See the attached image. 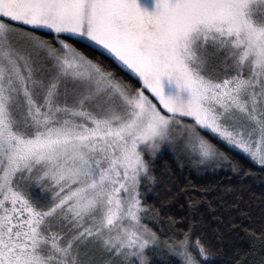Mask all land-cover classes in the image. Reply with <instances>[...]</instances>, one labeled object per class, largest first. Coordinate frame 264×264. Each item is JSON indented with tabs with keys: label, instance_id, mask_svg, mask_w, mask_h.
<instances>
[{
	"label": "snow or ice",
	"instance_id": "6c2138e0",
	"mask_svg": "<svg viewBox=\"0 0 264 264\" xmlns=\"http://www.w3.org/2000/svg\"><path fill=\"white\" fill-rule=\"evenodd\" d=\"M0 264H264V0H0Z\"/></svg>",
	"mask_w": 264,
	"mask_h": 264
},
{
	"label": "trees",
	"instance_id": "16d2710c",
	"mask_svg": "<svg viewBox=\"0 0 264 264\" xmlns=\"http://www.w3.org/2000/svg\"><path fill=\"white\" fill-rule=\"evenodd\" d=\"M87 54L92 56L93 58L99 57L101 62L104 63L106 66H110L112 69H114L118 76H121L125 78L128 81H131L133 84H136L137 81L134 77L131 76L130 73L121 70L114 61L111 60L106 54H102V50L96 48V47H90L87 49ZM223 147V146H222ZM233 155L240 160L243 164L246 166H251L255 168L257 171H259L258 167L252 163L248 158L245 156L238 154L236 152H233ZM157 169L161 170L165 167L171 168L174 172H176L178 178L181 180V182L184 180V178H191L194 179L196 182H207L208 180H214L219 179L223 176V173H218L216 175L212 174H205L204 176H197L194 171H189L187 168L184 170H179L177 168V164L175 159L173 158L172 153L169 151V148L164 145L160 153L158 154V158L156 160ZM254 188L259 192V186L258 184H254Z\"/></svg>",
	"mask_w": 264,
	"mask_h": 264
},
{
	"label": "clouds",
	"instance_id": "9594fccd",
	"mask_svg": "<svg viewBox=\"0 0 264 264\" xmlns=\"http://www.w3.org/2000/svg\"><path fill=\"white\" fill-rule=\"evenodd\" d=\"M108 121L116 122L121 125L125 123L124 117L116 111H112L107 116ZM135 131L139 133V146L147 155L155 158L158 156L164 147V140L166 130L161 128L158 124H153L151 127L145 118H139L136 121Z\"/></svg>",
	"mask_w": 264,
	"mask_h": 264
},
{
	"label": "rangeland",
	"instance_id": "374dc122",
	"mask_svg": "<svg viewBox=\"0 0 264 264\" xmlns=\"http://www.w3.org/2000/svg\"><path fill=\"white\" fill-rule=\"evenodd\" d=\"M156 2H157V0H138V4L141 7V9L146 10L148 12H153L156 10ZM162 87H163L165 95H170V96L175 97L176 95L179 94L182 99L186 100L188 98V93L186 91L179 90L176 87V85L173 82H170L166 77L162 79ZM165 146H167V145H165ZM222 146L226 147L224 145H222ZM231 151L236 152V153L244 156L243 153L237 152L235 150H231Z\"/></svg>",
	"mask_w": 264,
	"mask_h": 264
}]
</instances>
